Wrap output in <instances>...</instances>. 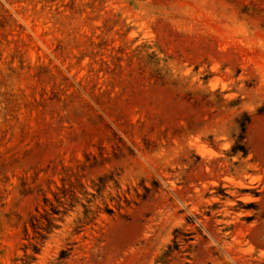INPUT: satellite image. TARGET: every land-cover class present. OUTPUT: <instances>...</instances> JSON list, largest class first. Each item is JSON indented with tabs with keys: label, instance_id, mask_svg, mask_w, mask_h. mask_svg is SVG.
Wrapping results in <instances>:
<instances>
[{
	"label": "rangeland",
	"instance_id": "374dc122",
	"mask_svg": "<svg viewBox=\"0 0 264 264\" xmlns=\"http://www.w3.org/2000/svg\"><path fill=\"white\" fill-rule=\"evenodd\" d=\"M102 148L92 177L159 187L33 264H264V0H0V264H23L63 166ZM177 227L196 239L166 254Z\"/></svg>",
	"mask_w": 264,
	"mask_h": 264
},
{
	"label": "trees",
	"instance_id": "16d2710c",
	"mask_svg": "<svg viewBox=\"0 0 264 264\" xmlns=\"http://www.w3.org/2000/svg\"><path fill=\"white\" fill-rule=\"evenodd\" d=\"M156 59L155 67L158 68L156 75L166 82L167 78L162 71L168 70L169 67L163 64L158 56ZM247 116V121L242 123L238 139L233 142L232 148L228 151L231 155L241 154L247 157L250 154L247 132L252 119L251 116ZM111 160L112 157L106 156L102 148L98 154L85 152L84 159H76L75 165L63 166L60 183H56L55 188H51L49 192H44L42 206L31 215L30 226L27 225L24 229L25 239L29 242L24 248L23 264H33L37 261L38 255L42 253L43 247L51 236L67 224L72 227L74 234H81L88 228L95 229L99 226V220L103 215L125 217L130 209L148 200L154 190L159 187L157 182H153L152 187L144 182L141 184L143 192L135 187L133 194L132 187L123 188L121 174L117 170H108L94 177L91 176V171L104 167ZM216 195L223 201L237 199L239 204L245 205L239 200V196H232L226 192H218ZM69 219L72 220L69 222ZM196 235L193 229L175 228L172 243L168 246L166 254L173 253L175 250L181 251L185 244L191 246ZM68 256V250H62L59 259L63 260Z\"/></svg>",
	"mask_w": 264,
	"mask_h": 264
},
{
	"label": "bare ground",
	"instance_id": "6f19581e",
	"mask_svg": "<svg viewBox=\"0 0 264 264\" xmlns=\"http://www.w3.org/2000/svg\"><path fill=\"white\" fill-rule=\"evenodd\" d=\"M202 151H203V149H202Z\"/></svg>",
	"mask_w": 264,
	"mask_h": 264
}]
</instances>
